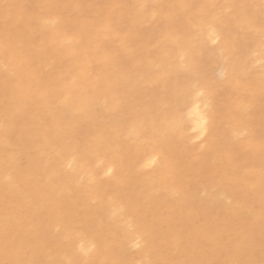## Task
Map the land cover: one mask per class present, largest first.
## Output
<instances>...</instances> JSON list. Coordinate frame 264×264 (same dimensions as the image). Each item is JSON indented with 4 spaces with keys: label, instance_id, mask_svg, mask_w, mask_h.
<instances>
[{
    "label": "bare ground",
    "instance_id": "1",
    "mask_svg": "<svg viewBox=\"0 0 264 264\" xmlns=\"http://www.w3.org/2000/svg\"><path fill=\"white\" fill-rule=\"evenodd\" d=\"M200 241L264 264V0H0V264H211Z\"/></svg>",
    "mask_w": 264,
    "mask_h": 264
},
{
    "label": "snow or ice",
    "instance_id": "2",
    "mask_svg": "<svg viewBox=\"0 0 264 264\" xmlns=\"http://www.w3.org/2000/svg\"><path fill=\"white\" fill-rule=\"evenodd\" d=\"M209 27H212L211 25H209ZM211 40V44L215 45L218 49H219V54L222 58H224L225 60L227 59L226 57V53H231L232 51H234L233 45L230 41H228L227 39H224L221 37V35L217 32V30L215 28H212V34L210 37ZM68 43H71V40L67 41ZM179 61L181 63L182 66L187 67V65H185V60L191 58L193 61H195V56L190 52V51H182L179 53L178 55ZM190 71L193 73V75L195 77L198 78V74L200 71L199 65L197 63H192ZM223 75V74H222ZM205 90L204 91H198V94L201 96H204L206 93V102L204 104V109L205 111L203 113L200 114V132L199 135L197 137V139L200 142V147L201 148H205L208 146L209 141L213 140L214 138V108H215V101H216V94L214 91L215 85H205L204 86ZM65 99H60L57 104L58 107H63L65 104ZM197 110L199 111V105H197ZM70 119H75V115L69 117ZM86 134V133H85ZM74 139L75 137H73L67 147L71 148L72 144L74 143ZM160 160L161 162H163L164 159H166V156L161 153L160 154ZM75 160V154H70L69 159L66 161L67 167L69 169L72 168V161ZM157 162L156 158H153L149 164H155ZM112 169L109 168L108 169V174H111ZM141 239H143V237H141ZM136 247H140V239L137 240L136 242ZM70 264H79V261H71Z\"/></svg>",
    "mask_w": 264,
    "mask_h": 264
},
{
    "label": "rangeland",
    "instance_id": "3",
    "mask_svg": "<svg viewBox=\"0 0 264 264\" xmlns=\"http://www.w3.org/2000/svg\"><path fill=\"white\" fill-rule=\"evenodd\" d=\"M25 2L27 3L28 6H33L37 2V0H25ZM195 140H196L195 142L193 141L194 143L192 142V145L197 144V142L200 143L199 140H197V139H195ZM190 146H191V144H190ZM143 169L141 170V172L144 174L148 173L150 171V168H147V169L145 168L144 170ZM214 173L215 172L210 168L207 171V176L212 177L214 175ZM102 179L104 180V179H106V177L104 176V177H102ZM105 181L106 180H104V182ZM107 183H108V181H107ZM195 205L198 206L200 209H202V208L203 209H211V208H207L209 206V204H207V203L202 204L198 200L195 201ZM163 206H164V204H162V207ZM200 216H202V215L200 214ZM162 231H165V230H163V228H162ZM172 236L173 235L169 231L168 232L167 231L162 232L160 234V237L162 240L158 241L160 239L159 234H158L157 247H161V249H159V253L165 254L164 259L167 258L168 260L169 259L171 260L173 257V254L174 255L176 254V252H175V240L173 239ZM221 237H222V234H221ZM199 244H200V249L202 250L203 254L210 259V262L212 264V249L208 245L209 243L207 244V242H205V241H200ZM136 252H137V249L134 246L128 247V253H133L135 255ZM158 264H164V263L159 262Z\"/></svg>",
    "mask_w": 264,
    "mask_h": 264
}]
</instances>
